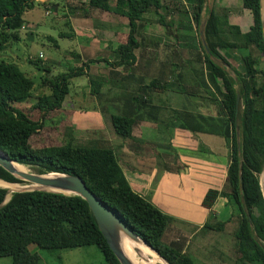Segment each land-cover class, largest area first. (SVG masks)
Returning <instances> with one entry per match:
<instances>
[{
	"label": "trees",
	"instance_id": "obj_1",
	"mask_svg": "<svg viewBox=\"0 0 264 264\" xmlns=\"http://www.w3.org/2000/svg\"><path fill=\"white\" fill-rule=\"evenodd\" d=\"M205 1L85 0L87 8L126 19L121 25L124 30L113 34L114 45L110 51L113 60L101 59L110 66L104 81L88 79L90 94L97 92L100 95L98 86L103 82L117 86L121 81L135 79L133 65L137 63V55H142L144 50L145 24L151 22L161 26L172 40L161 45L162 55L159 53L160 65L155 76H149L148 82L142 84V76L138 74L134 92L125 91L120 97L110 98L111 102L124 96L121 98L124 99V109L118 113L109 112L107 123L114 134L133 141L131 125L134 120L140 114H151L158 108L153 104L155 96L150 92L169 90L197 96L212 104L215 108L213 114L170 108L173 124L191 134H212L228 142L222 187L220 190L207 188L201 206L209 209L211 216V207L218 195L232 201L238 209L233 233L237 261L240 264H264V201L257 179L264 163V39L259 0H238L249 17L245 28L230 23L227 14H218L213 6L207 7ZM34 4L44 3L0 0V51L19 39L22 13ZM56 4L45 2L44 5L54 8ZM260 5L264 8V0H260ZM201 11L205 18L198 43L179 41L180 35V39L191 36L187 33L190 28L198 33ZM146 13L154 14L155 18L150 21L144 15ZM60 36L68 35L61 33ZM237 48L249 50L240 56L242 71L228 60L234 58L231 52ZM74 58L77 59L78 55L74 54ZM91 61H82L78 66L50 75L51 69L41 65L38 56L29 58L28 62L42 72L39 84L48 90V94L37 95L26 108L18 104L30 98L33 81L15 62L0 58V150L14 162L36 167L38 173L53 171L79 176L131 231L170 264H195L182 251L179 242L164 243L161 240L170 218L130 188L118 156L110 145L73 143L70 131L66 132L68 140L59 145L35 147L29 142L44 128L46 115L60 110L69 91V80L87 74ZM144 88L149 92L148 98L140 93L145 91ZM0 179L9 183L19 181L1 167ZM6 192L0 186V203ZM11 193L0 206V256H9L10 264H40L39 256L27 247L30 243L42 249L95 246L102 255V264H119L86 202L78 195L43 190ZM253 205L258 210L257 215L250 211ZM220 224L216 222L215 225ZM215 225L204 226L213 229Z\"/></svg>",
	"mask_w": 264,
	"mask_h": 264
},
{
	"label": "rangeland",
	"instance_id": "obj_2",
	"mask_svg": "<svg viewBox=\"0 0 264 264\" xmlns=\"http://www.w3.org/2000/svg\"><path fill=\"white\" fill-rule=\"evenodd\" d=\"M37 1L44 4L45 2H56L57 4L54 8H46L44 4H34L33 7L25 9L21 16L23 23L20 27L19 39L8 43L0 51V58L15 62L19 69L33 81L30 98L18 105L28 108L37 95L48 94V90L39 84V77L42 75V72L28 62L29 58L33 59L38 56L41 59V65H46L51 69L50 75H53L57 71L65 70V68L70 66H78L82 61L86 62L88 59L92 61L88 63L87 74L72 77L69 80V91L62 102L60 110L52 111L46 115L44 118V128L34 134L29 142L35 147L59 145L68 140L66 132L70 131L73 143L94 144L98 146L110 145L118 156V160H121L123 168L126 161L123 159L120 151H126L128 146L132 144L136 146L137 144L139 146L146 145L145 150L152 147L146 155L148 159L154 157L169 165V159L171 158L169 154L172 155V150L166 148L168 144H166V147L156 149H154L153 145L157 144L158 139L161 142L165 140L164 138L157 139L156 137H152V134L148 135L149 137L147 136V140L138 139L137 137L133 141L123 139L113 133L111 127L108 125L107 115L109 112L118 113L123 111L124 104L122 102L124 99L121 98L124 96L111 102L109 100L112 97H120V95L126 93L125 91L134 92L137 87L135 79H137L138 74L142 76V84L148 82L149 76H155L157 67L160 65L158 62L162 55L161 45L163 43H170L172 39L165 35L161 26H156V24L151 22L146 23L144 27V50L142 51V55H137V63L133 65L135 68V79L129 82L121 81L117 86L116 84L113 86L112 82H103L101 86H98L100 95H97V92L90 94L88 79H100L104 81L110 66L101 59L103 57L106 61L113 60V55L110 52L111 47L114 45L113 34L114 32L124 30L121 25L126 23V19L113 16L105 11L87 8L85 0ZM205 5L207 7L213 6L218 14H227L230 23L240 25L242 28H245L249 23L247 12L241 8L238 0H206ZM202 11L198 33H196V29L190 28L187 33L191 36L186 39H180L182 37L180 35L179 41L190 40L192 43H198L199 38L202 37V24L205 18V14ZM144 15L150 21L155 18V15L152 13ZM177 31L180 32L181 30ZM61 33H67L68 36H60ZM224 36L228 39L230 38L227 35ZM177 46L179 47L178 43ZM248 51L246 48L234 49L231 52L234 58H228V60L239 71H242L240 56L246 55ZM74 54L78 55L77 59L74 58ZM144 89L145 91L140 93L147 97L149 92L146 88ZM150 94L156 97L152 99L153 101L158 99L156 103L162 106L165 105L166 108L172 107L209 114H213L215 110L212 104L197 96H186L169 90L150 92ZM166 108H163L165 112L159 114L161 117L170 118V111H167ZM153 113L154 111L151 114L146 113L144 115L148 116L147 119L152 125H154V120H157L155 113L153 117L151 116ZM140 116L141 118L144 117L143 114H140ZM169 130L170 128L166 127L165 134L171 136ZM208 135H210V138L213 136L216 141L222 142V147L226 150V157L228 158L229 145L226 144L228 142H225L222 137L212 134ZM209 144L213 145V147H209V150H212L214 152L213 155L215 157L219 156L218 158L221 160L222 157L217 154V152L221 153V144L212 143V140H209ZM193 147L197 156L198 153L203 152L199 151V149L197 151L196 145ZM184 149L181 146L176 148V150L173 148V151L177 152L179 150L182 154ZM181 157H179V160H188ZM172 164L175 166L181 163H176L174 159V163ZM24 166L27 171L38 173L36 167ZM18 179V182L13 183H16L20 187L13 189L4 187L8 192L4 196L5 200L9 198L8 195L11 192L20 190L28 183L26 180ZM179 199L183 201L180 198V192ZM168 201L177 203L179 200L178 197L171 196L168 198ZM218 203H221L220 208L223 209L224 215H216L213 211L214 214L209 215L206 223L213 226L216 222H220V225H215L216 227L213 229H208L205 226L197 228L191 225L186 226L185 221L177 220L172 224L171 222L169 223L164 230L161 240L164 243H169L170 241L179 242L181 249L192 258L195 264H240L237 261L238 253L236 252L233 237L235 216L238 214V209L229 199L226 202L224 199H220ZM175 205L179 206L178 204ZM250 211L254 215L258 214L255 205L250 208ZM232 213L233 215L231 216ZM183 215L186 216L187 214ZM262 244L264 245V243ZM27 247L31 252H35L39 256L40 264H102L103 262L102 255L95 246H83L72 249H42L30 243ZM0 264H10V257L0 256ZM147 264L159 263L156 260H149Z\"/></svg>",
	"mask_w": 264,
	"mask_h": 264
},
{
	"label": "crops",
	"instance_id": "obj_3",
	"mask_svg": "<svg viewBox=\"0 0 264 264\" xmlns=\"http://www.w3.org/2000/svg\"><path fill=\"white\" fill-rule=\"evenodd\" d=\"M157 101L158 99L153 101V104L158 106L154 111L157 120H154L153 124L159 126L152 125L144 116L146 114L143 113L144 117L139 116L131 125V136L147 140V136L153 134L152 137L157 139L164 138L167 142L165 140L160 142L158 139L157 144L153 145L156 149L166 147V144H168L166 148L172 150V155L169 154V157H171L169 165L154 157L148 159L146 155L152 147L145 150L146 145L139 146L137 144L136 146L132 144L128 146L126 151H120L126 164L123 168L121 160H118L119 166L130 188L166 214L170 218L171 224L174 221L183 220L186 222V226L203 227L207 224L206 220L209 217L210 210L201 206V199L207 188L221 189L228 161L227 152L222 147V142L216 141L213 136L210 138V135L206 133L191 134L189 131L173 125L174 120L171 113L169 114L170 118L161 117L159 113L165 112L163 108L166 107L156 103ZM166 109L170 111V108ZM166 127L170 128L171 136L165 134ZM209 140H212V143L221 144V153L217 152L222 157L221 160H219V156L215 157L213 155L212 150H209V147H213L209 144ZM194 144L197 151L198 149L203 151L198 153V156L195 153ZM181 146L185 148L182 154L179 150L177 152L173 151V148L176 150ZM179 157L188 160H179ZM173 158L176 163L180 162L181 164L173 166ZM179 192L183 201L179 199ZM171 196L178 197L179 201L177 203L168 201ZM220 199L227 201L224 196L218 195L211 210L216 215L223 216V209L220 208L221 203H218ZM183 214L187 215L184 216Z\"/></svg>",
	"mask_w": 264,
	"mask_h": 264
},
{
	"label": "water",
	"instance_id": "obj_4",
	"mask_svg": "<svg viewBox=\"0 0 264 264\" xmlns=\"http://www.w3.org/2000/svg\"><path fill=\"white\" fill-rule=\"evenodd\" d=\"M261 33L264 39V25L262 19ZM237 100L238 95L236 94V102ZM13 163L17 162L10 160L6 153L0 150L1 168L17 178L38 185V187H22L17 191L43 190L66 195H78L81 197L86 202L88 209L96 222L98 230L119 264H132L122 250L121 244L123 241L128 242V245L131 246V250L134 252L137 251V248L131 245L132 241H140L142 244L151 249L162 261H164L165 264H170L164 257L159 255L157 251L147 245L143 239L131 231L112 208L100 201V199L86 187L84 181L79 176L51 171L50 173H53L55 176L47 178L44 176L49 172H15L12 167ZM258 185L264 201V181H261L260 183L258 181ZM7 200L3 199L0 206Z\"/></svg>",
	"mask_w": 264,
	"mask_h": 264
},
{
	"label": "bare ground",
	"instance_id": "obj_5",
	"mask_svg": "<svg viewBox=\"0 0 264 264\" xmlns=\"http://www.w3.org/2000/svg\"><path fill=\"white\" fill-rule=\"evenodd\" d=\"M260 12H261V19H262L263 25H264V8H262L261 5H260ZM12 167L15 170V172H28L27 169L25 168V166L20 164V163H13ZM54 176L55 175L53 173L49 172L44 177L52 178ZM257 179H258L259 183L261 181H264V163L261 167V170L258 173ZM1 181H0V186L8 187V189L20 187L16 183H9V182L3 181V180H1ZM23 187H38V185L35 183L28 182ZM8 196H7V198H8ZM128 244H129L128 242L123 241L121 244V247H122L124 254L127 256V258L131 261L132 264H147V262L149 260H156L157 263H159V264H165L164 261H162L151 249H149L147 246L142 244L140 241H132V243H131V245L133 247L137 248L136 252L131 250V246Z\"/></svg>",
	"mask_w": 264,
	"mask_h": 264
}]
</instances>
